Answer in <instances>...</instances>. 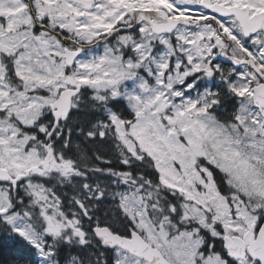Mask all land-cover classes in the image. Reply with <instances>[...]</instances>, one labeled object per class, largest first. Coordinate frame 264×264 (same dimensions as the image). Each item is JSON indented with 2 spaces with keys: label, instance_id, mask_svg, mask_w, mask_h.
I'll use <instances>...</instances> for the list:
<instances>
[{
  "label": "snow or ice",
  "instance_id": "obj_1",
  "mask_svg": "<svg viewBox=\"0 0 264 264\" xmlns=\"http://www.w3.org/2000/svg\"><path fill=\"white\" fill-rule=\"evenodd\" d=\"M0 264H264V0H0Z\"/></svg>",
  "mask_w": 264,
  "mask_h": 264
}]
</instances>
